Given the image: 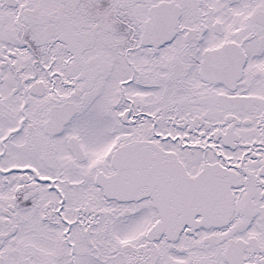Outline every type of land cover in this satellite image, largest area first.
<instances>
[{
	"label": "snow or ice",
	"instance_id": "snow-or-ice-1",
	"mask_svg": "<svg viewBox=\"0 0 264 264\" xmlns=\"http://www.w3.org/2000/svg\"><path fill=\"white\" fill-rule=\"evenodd\" d=\"M0 264H264V0H0Z\"/></svg>",
	"mask_w": 264,
	"mask_h": 264
}]
</instances>
